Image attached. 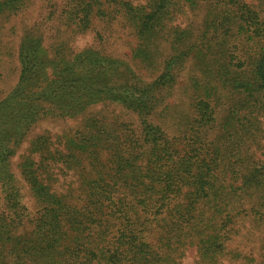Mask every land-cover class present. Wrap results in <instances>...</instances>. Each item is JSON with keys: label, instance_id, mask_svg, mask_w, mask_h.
I'll use <instances>...</instances> for the list:
<instances>
[{"label": "trees", "instance_id": "trees-1", "mask_svg": "<svg viewBox=\"0 0 264 264\" xmlns=\"http://www.w3.org/2000/svg\"><path fill=\"white\" fill-rule=\"evenodd\" d=\"M34 1L0 0V264H264V0Z\"/></svg>", "mask_w": 264, "mask_h": 264}, {"label": "rangeland", "instance_id": "rangeland-1", "mask_svg": "<svg viewBox=\"0 0 264 264\" xmlns=\"http://www.w3.org/2000/svg\"><path fill=\"white\" fill-rule=\"evenodd\" d=\"M39 2L37 0L34 1V4L29 8V11L26 13L27 19L22 22L18 20V29L24 26V24H33L35 20H37L41 15L46 14L47 11L43 10L40 12L39 8ZM207 12V8L204 6H200V8L197 11H194L193 15L191 16V19H201L204 14ZM183 18V17H180ZM25 19V18H24ZM22 22V23H21ZM131 30L128 26L124 25V23H118L113 26L111 30L107 32V36L109 37V42L105 44L99 43L97 37L95 36V32H84L76 34L73 38H70V43L76 47V49H81L87 46H96L98 48H103L107 52H117L119 49V46H125L126 42L132 38ZM48 34V37H50V34H54V28L51 30H47L46 32ZM13 44V43H11ZM8 45V41L6 38H3V34H0V47L1 49H5ZM101 46V47H100ZM2 72L5 74L4 76H7V74L10 76L5 81L0 82V86H5L7 89L14 83L16 76L15 72L13 74V70H15V65L13 61L8 58L7 60H4L3 63ZM17 71V69H16ZM185 77V76H184ZM181 84L178 86L177 90L174 93V97L176 98V103L178 105L185 106L184 102L182 101L183 96L181 95ZM103 106L98 105L97 108L101 109ZM108 111H113L115 114H118L122 118H129L130 114H128V111L125 109L120 108L119 106H108L105 107ZM92 110V109H91ZM90 110V111H91ZM83 120V116H77L75 118H64V119H56V118H45L36 124V126L33 129V134L38 132H50L53 134L54 138H56L57 135L62 134L63 132H68L70 130H73L81 125ZM18 156L16 155L14 158V161L16 162L18 160ZM243 236L237 238L236 242L242 241L243 244L246 241V238L249 236L248 247L247 250H252V252L258 257L257 250L259 249V246L262 241V237L264 236V225L261 226V228H257L256 225H252L250 223H246L244 226H242V232ZM252 234V235H250ZM235 242V243H236ZM243 244L240 245L242 248ZM194 255L195 251L193 248L188 249L186 259H184L185 264H193L194 261Z\"/></svg>", "mask_w": 264, "mask_h": 264}]
</instances>
